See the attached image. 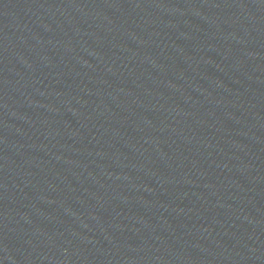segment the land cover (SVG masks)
I'll return each instance as SVG.
<instances>
[{
    "label": "water",
    "instance_id": "water-1",
    "mask_svg": "<svg viewBox=\"0 0 264 264\" xmlns=\"http://www.w3.org/2000/svg\"><path fill=\"white\" fill-rule=\"evenodd\" d=\"M0 264H264V0H0Z\"/></svg>",
    "mask_w": 264,
    "mask_h": 264
}]
</instances>
